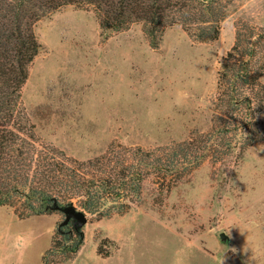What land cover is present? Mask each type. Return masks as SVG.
Wrapping results in <instances>:
<instances>
[{
  "label": "rangeland",
  "instance_id": "1",
  "mask_svg": "<svg viewBox=\"0 0 264 264\" xmlns=\"http://www.w3.org/2000/svg\"><path fill=\"white\" fill-rule=\"evenodd\" d=\"M239 21L264 28V0H234L216 39L172 26L156 48L142 24L102 30L91 9L66 5L41 18L21 97L40 142L87 159L114 141L153 148L209 130ZM259 121L264 134V110ZM216 167L213 176L204 161L168 193L150 178L125 213H86L84 243L66 264H264V139ZM62 219L0 206V264H42Z\"/></svg>",
  "mask_w": 264,
  "mask_h": 264
},
{
  "label": "trees",
  "instance_id": "2",
  "mask_svg": "<svg viewBox=\"0 0 264 264\" xmlns=\"http://www.w3.org/2000/svg\"><path fill=\"white\" fill-rule=\"evenodd\" d=\"M234 0H0V206L20 217L58 213L73 205L97 219L122 214L143 199L150 178L169 192L204 162L233 165L264 139V28L239 21L220 62L211 128L183 140L144 148L111 142L100 154L78 159L40 142L22 104L29 65L41 44L38 20L66 5L91 9L102 30L142 24L156 48L164 30L180 26L198 40L216 39ZM83 226H55L42 264H66L84 243ZM99 253H103L98 247ZM104 254V253H103ZM105 256L107 255L104 254Z\"/></svg>",
  "mask_w": 264,
  "mask_h": 264
},
{
  "label": "water",
  "instance_id": "3",
  "mask_svg": "<svg viewBox=\"0 0 264 264\" xmlns=\"http://www.w3.org/2000/svg\"><path fill=\"white\" fill-rule=\"evenodd\" d=\"M63 212L65 213V217L60 221V224H66L70 219L74 220L76 226H83L87 222L86 213L76 209L73 205L64 207ZM221 236L224 237L225 234L221 233Z\"/></svg>",
  "mask_w": 264,
  "mask_h": 264
}]
</instances>
